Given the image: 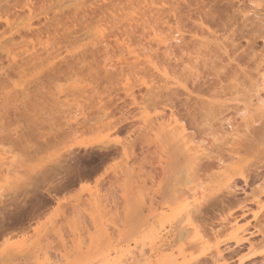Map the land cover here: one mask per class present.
<instances>
[{
	"label": "rangeland",
	"instance_id": "1",
	"mask_svg": "<svg viewBox=\"0 0 264 264\" xmlns=\"http://www.w3.org/2000/svg\"><path fill=\"white\" fill-rule=\"evenodd\" d=\"M161 1L163 0H154L153 4L151 3L152 0H83V3L86 4L82 3L78 11L80 14L74 15L73 9L76 8H74V6L72 7L73 4L70 5L71 11L66 10V12H68L65 13V15L68 18L70 17L69 20L64 16L59 17L60 15L58 13L50 14L51 17L56 16L58 20L62 19V22H67L64 27V29L68 28L69 31L66 30L67 33L77 32L76 36H72V42L70 39H66L69 40L70 43L64 40L65 45L67 44L68 46H65L66 50L64 49L62 53L60 51L61 56L58 58L59 60L57 62L60 63L59 61L65 59L66 62H64V64L69 62V64H72L73 69L77 65L81 66L82 63V66L89 65L88 69L92 68L91 71L94 75L93 73L90 75L91 72L84 67L81 69L84 68L85 70L78 73V66L75 68L77 72H73L75 69L71 71V66L69 70L74 75L67 71L69 75L67 76L68 78L65 77V80L62 78L60 81L55 80L51 83H44L46 80L42 82L46 88L45 92H49V95L46 93L48 95V97L47 95L46 97L48 98L47 100H50V105L54 107L57 103V107L55 106L54 109L51 106L49 111L51 110L52 113L54 110H59V113L61 111V118H63L62 116L64 113L67 114L64 115L66 119L63 118L64 120L61 119V121H59L58 118L56 121L53 120L52 118L54 116H51L52 118L50 119V117L45 116L47 113H44L45 115L38 114L43 115V117L40 116L43 120L44 116L48 118L47 121V118L44 120L46 125L49 121L50 124L54 122L58 124L59 122L62 126H65L71 123L69 122L70 117L68 115L70 112L73 115L76 110L78 111L80 108H83L82 110H84L85 113V107L87 106V112L85 113L86 118L89 117V119L92 120L90 124H95L99 117V111L96 110V105L100 97L106 100L103 102L107 103V100L110 101L108 96H111V98L115 97V101L113 99L111 100V104L109 102V105H106L107 108L111 106L109 108V112L111 113L112 111L113 113L111 119L114 118V120H119L122 118L124 115L123 107L127 112L130 109L134 112L133 115H136V117L134 116V120L132 119L129 123L123 124L124 128L122 132H109L106 129L103 130L104 128H94L100 130H93L92 128V131L95 132H92L91 129H87L88 132L84 130V133L82 130L80 132L81 134L76 137L78 139L74 141L47 145L43 139H41V137L38 138L39 136L37 137V135L40 134L42 136L43 133H52V131L48 129V126L50 127L52 125L48 123L47 126H42L44 122L40 123L42 120L39 119L40 117L37 114V120L36 118L35 120L39 123L41 129L36 127L38 129L36 130L37 132L35 131L37 134L36 137L30 141L31 143L29 141L28 143H24V141L18 142L14 130H17L19 136H21L20 127L22 125L14 121V125H9L6 113L9 111L8 113L12 115L15 112L13 106H18L20 108L22 103L20 109L23 108L26 101L24 94L27 93V88L29 92L35 91L36 94L35 87L38 84L35 83L36 85L34 86L33 83L35 77L38 78L40 76L37 72L38 69L34 70L32 67V70L35 72L33 73L30 66L26 68L27 70L24 69L25 71L22 73L13 75L10 78V88L8 89L12 93L9 95L11 96L10 98L5 93L0 94V186H3V189L0 191V201L2 202L0 204V264H161V262L164 261L167 264V259L169 264H171L170 258L173 257L175 259L174 263L176 264H264V257L251 258L253 252L264 249V209L253 201L254 197H260V200L264 203V194L259 195L264 187V108L260 107V100L257 98L262 97L261 99L264 101V89H261L259 94H256L258 93L257 91L249 90L250 93L246 90L247 88H252L251 83L256 81V79L253 81L252 78L258 77H255L257 72H264V40L256 39L254 47L250 50V47H248L249 44L247 46V41L242 38V36L240 38L239 35L241 33L239 34L238 31L245 21H247V25H250L254 19H256V22L261 19L264 21V7H261L264 0ZM171 1L178 5L176 4L173 6L174 4H172ZM119 2H121L122 5L121 3L119 4ZM158 10L160 11L159 14ZM150 12H155L153 15L157 20L153 17L152 13L151 15L154 19L151 17ZM130 14L131 16H129ZM75 16L79 20H77V23L72 22ZM82 16L83 18H81ZM41 18L42 23L37 21L35 24L41 27L40 29L44 28V19L43 17ZM151 20H156L154 22L156 24H154L153 21L151 23L155 25H153L154 27L152 26L155 30L150 26ZM75 24H78L77 28L74 27ZM6 27V24L1 23V41L8 39L10 34ZM5 28L8 30V33L5 32ZM178 30H182L181 34L184 35L186 39L185 42L189 44L188 47L191 49L189 50L187 44L186 48H183L185 47V42L179 44L173 41V43L176 44V46L178 45L177 47H179V45H184L181 48L186 49V53L182 50L184 52L182 54L181 48H178V50L176 46V49L173 48L168 50V43L166 45H160L157 43L156 38L153 40L154 31H156L158 36L162 37V39L170 40L172 36H179V34L176 33ZM2 31L5 33H1ZM208 31H210V34L213 33L212 36ZM60 32L63 33L62 31ZM60 32L58 37L55 36L58 39L56 40V38H54V40H52V42L54 41L53 44L58 43L59 38H61ZM175 33L176 35H174ZM29 37L31 38L32 35H28L24 41H28L27 38ZM33 37L32 39L34 41L36 37ZM160 37L158 38V42L159 39H161ZM18 38L19 37H17L16 43L20 42ZM45 38H47L46 35H44L42 39L45 41ZM208 38L210 40H207ZM217 38L218 40H216ZM60 40L63 41L62 38ZM76 40L77 42H75ZM197 40H207L209 45L211 43L210 46L207 44L209 48L206 45V48L209 50L207 49L208 51H205L204 47L207 41L205 44L202 43L204 46L201 44L202 41H200L199 44L197 43V51V45H195ZM200 44L204 47V50L202 48V50L199 49L201 47ZM216 44L225 47H216ZM233 45L236 49L233 47L235 51L233 50L232 52ZM26 46L27 45H25V47ZM25 47L18 46L13 50L18 55L21 54L20 58L25 59L27 55L24 53L27 50ZM32 47L31 45L28 49ZM24 48L25 50H23ZM223 48H226L228 51L225 49L226 52L224 53ZM37 49H40L39 53L43 55L44 51L40 46L37 47L36 50ZM187 49L192 52V49L197 51L198 54H195L198 55V58L192 52L190 55ZM210 49H213V51ZM237 50H239V52ZM153 51L157 52V56L159 57L155 56V58ZM199 51H204L205 54L209 51L212 52L211 55L214 58L210 57L215 60V64L212 62L213 59H210V61L207 60L210 58L209 56H207L208 58L206 57L207 59L204 57L207 54L204 55L200 52V55ZM171 54L175 57L174 59ZM187 54L194 57H190L191 59H189ZM1 55H3L0 56V60L4 63L3 68H6V66H9L10 62L7 60L6 55ZM167 55H171L172 58H170V62L171 64H175L173 65L175 67L177 65L178 71L187 65V69L192 67V63H195L194 61L196 59V62L199 63L193 64V66H197L198 70V66L200 67L201 64H203L204 67L207 66L205 65L206 63H203L204 60L201 62V59H199L202 55V59H206V62L209 64L211 62L212 66L217 65L220 69L222 66L227 68L221 71V73H218L220 71L215 72V70H218L219 67L212 68V66H207L208 68L206 67V69H201L203 68L201 67L200 69L202 71L200 72L202 75H200L201 77L199 79H202V76L204 77L202 80L197 79V81H200L198 84L204 85V92L200 93L194 90V86H192L194 85L192 83L193 79L190 74L188 75L191 80L189 78L187 80L191 82H188V87H186V83L184 84L186 85L184 87L187 88V90L186 88L184 90L180 86L181 80V83H183V72L179 71V73H182L181 79H179L178 76L175 77L171 71H168V75H165L162 71L163 67H161V64L157 63L158 59L167 57ZM228 55L231 57H227ZM45 56L43 55V57ZM150 56H153L151 57L153 60L150 59ZM180 57L186 61L182 60ZM229 58H235L236 60ZM150 60L157 63L160 66V70L154 69L149 63ZM188 60H190L189 64L192 62L190 65L188 64ZM159 61H162V59ZM75 63L77 64L76 66ZM237 64H239V66ZM63 66L65 65H62V68ZM230 66L232 69H234V66H241V69L235 67L232 74L233 72L236 74L238 69L242 70V72L238 70L239 72L237 75L232 77ZM164 67L167 69V65ZM122 69H124L123 73ZM193 69L196 68L192 67V69H188V71L192 72ZM183 70L185 74V69ZM109 73H116V75L119 73L120 77L118 76V78H115L117 76L111 75L115 80L112 79L113 81L109 82L111 79L109 78ZM245 73L247 74L245 75ZM220 74L222 76H220ZM225 75H228L227 77L229 79H227ZM91 76L95 78H91ZM230 77H232V79L238 78L240 81L238 82V79L232 80ZM93 79L96 80L94 81ZM177 79L178 82H176ZM219 80L222 82V84H220L221 87L218 84L220 83ZM244 81H246L248 85L243 84L245 83ZM31 82L33 84L31 86H33L34 89L30 86ZM175 82L176 84L179 83V85H176ZM194 82L196 83L195 79ZM239 83L243 85H241V88H239ZM212 86L215 88L219 86L218 88L220 89L224 87L223 90L221 89V91H223V93L221 92L222 96L217 95L220 93V90L215 89L218 91L217 92L213 90L214 87ZM244 86H247L246 89H244ZM128 87L134 88V90H131L135 93L134 95L137 97V102L140 104H143L142 102L144 100L142 98L147 95L149 96L150 92L152 96H154V93L160 95L163 93V96H165L166 93L169 94V92L175 95L177 93L179 98L177 96L175 97L173 94L172 98L176 101L174 102L176 105L173 107L172 104L167 105L166 102H163L165 97L161 96L160 99H163L158 100L160 102L158 103L157 101L156 106L152 104V106H150L152 108L150 109L148 106L149 110L147 109L148 111L146 113L144 112L145 114L142 115V109L140 110L142 106L140 105L141 107L139 106V108L137 107L138 105L132 106V97L126 95L127 91L125 92V90L128 89ZM158 87L161 90L159 89V91H157ZM242 87L244 93H250H248L249 96L239 93ZM39 88H41V86ZM188 88L190 91L193 89L197 94L189 91L190 94L194 93L192 94L193 97L191 95H189V97L186 92ZM253 89L254 88H252V90ZM24 90L26 91L25 93ZM97 91L102 96L99 95ZM5 92L8 93L9 91ZM82 92L84 95H82ZM90 92L92 94H90ZM167 94L166 97L172 96ZM15 96H17V98ZM91 96L94 97L92 101L90 100L92 98ZM230 97L232 99L235 97L240 100L233 102ZM246 97L247 100H245ZM190 98L193 100H190ZM10 100H13L17 104ZM141 100L143 101L141 102ZM189 101L190 103H188ZM203 101H209L208 105H214L215 103L216 107L214 106V108H217L215 110L216 112H214L211 117H206V119L209 118L208 120L204 119L207 115L203 113L204 110L202 111L203 115H205L203 118L200 114L201 112L199 111L198 113V107ZM211 101H213V104ZM244 101L247 107L250 105V107H248L250 109H247L246 113L248 115L240 114L236 116L235 110L238 108H242L243 110L246 105ZM46 102L48 101L45 100V103ZM65 102L67 103L65 104ZM81 102L82 105L84 104L85 106H82ZM49 103H47V105ZM183 103L191 107V110L192 107L193 109L196 108L192 111L196 112L197 110V117L200 115L201 119H203V121L205 120L204 122H206V124H201L198 129L190 126L193 132L188 134V136L190 135V138H188L189 140H185L183 141L185 143L181 142V144L178 142L179 145L177 143L175 144L178 145H176L177 149L186 148L187 151L184 154L190 152L192 156L191 159L194 158L193 153L195 151L193 150L192 152L188 150H191L193 146L198 147L201 144L203 149H207L205 150V155H211L207 158L205 157L204 160L207 159L205 161L200 159L199 161H202V165L199 167L198 165L201 164V162L199 163L198 160L195 161L198 162V165L193 164L194 166H191L192 163H187L190 161V158L186 159V161L183 159L189 155V153H187L186 156L183 154V156L181 155L183 153L181 150V159L177 158V154L173 153L176 152V149L173 151L174 145L171 146L169 144H174V141L173 143L172 141L169 143L167 139H165L167 135H165V132L167 133L170 127H168V129L166 128V131H164V129V132H161L163 127L160 128V125H162V123L164 124L166 119L168 120H166L167 123H172V119H170V114L172 113L169 108H173L175 114L181 115L185 112L183 110L185 109ZM77 104L82 107H78ZM92 104L94 107H91ZM116 104L119 106L118 108L122 107L121 110L116 108ZM123 104L126 105L127 108ZM60 105H63L64 112ZM113 105H115V107ZM157 105L159 106L157 107ZM40 107L41 106L38 107L39 110L37 109V111H42L41 113H43ZM46 107L50 108L49 106ZM212 107L213 106H209L205 112L207 113ZM114 108H116V110H114ZM240 109H238L237 112ZM244 109H246V107ZM19 111L21 112V110ZM210 111L211 110L208 112L210 113ZM58 112L57 116L59 114ZM49 113L50 112L47 114L48 116H50ZM55 113L56 111L54 114ZM60 114L58 116L59 118ZM35 115L36 114H34V116ZM208 115H211V113ZM214 115L216 116L214 117ZM158 118L160 121L163 119V121L160 122ZM225 119H230L232 121V123L230 121V125L227 127L233 124L232 126H235L234 128L232 127V129L237 130L232 132L231 127V130H229V128L225 126L227 129L226 132L231 134V137L234 135L233 138L229 139H234L236 136L241 145L239 144L236 146L238 143H235V145L233 144L237 139H234V141L231 140V142L228 141V143L225 142L224 144L223 142L227 140L221 142V140L213 137V131L218 128L217 124L221 123L220 120L222 121ZM39 120L41 121L39 122ZM155 120L157 122H155ZM178 124L179 122L175 124L176 127ZM61 125H57V127H61ZM158 125V128L161 130L160 132L157 128ZM167 125L168 124L165 122V126ZM175 125L172 123L171 127H175ZM94 126H97V124ZM178 128H180V124ZM50 129L52 128L50 127ZM52 130L53 133L59 132L57 128ZM237 132L239 136H241L240 138L238 134H234ZM9 133L12 134V141L5 139ZM24 138L26 139V136ZM240 140L243 142L241 143ZM97 141H106L105 146L107 144L112 146L111 151L103 150L105 146L102 149L98 147L96 144ZM191 141L193 143L188 144L191 143ZM251 141L253 144L256 141V145H251ZM77 143H87L92 146L89 147V149H73L71 146ZM185 144L193 146L188 149L189 147ZM122 145L123 148L132 151H126L128 154L126 155L125 152L124 154ZM233 148L234 150L236 149L235 152H237L238 149V154H240L239 157H237L238 154L235 156L236 153H233L234 150L231 151ZM69 149L74 150V154L68 155L67 151H69ZM232 155L236 157L235 162H241V166L238 164L240 167L234 172L236 176L232 172L234 170L228 171L225 169L228 167L231 168L232 165H234V160L231 161L232 159H230ZM215 158L225 160L222 170L219 168L217 164L218 160ZM239 158L240 161H238ZM62 160L65 163L80 160H90L95 161V163L89 175L83 180L61 182L60 173L62 171V165L60 166L59 162ZM211 162L212 165L214 163L215 168L209 166ZM241 167L243 169H241ZM222 173H226V176L223 177ZM239 173H244V175L248 177L246 184L240 179L241 175ZM215 174L216 176L218 175V178H216ZM228 174L233 175L230 176ZM221 178L225 181L221 182ZM219 183L224 185H220ZM227 183L228 186L231 185L233 189L228 190L227 186H225ZM218 187L220 188L218 189ZM194 191H196V193ZM177 192H179L180 195H177V198H179L175 200L176 195L174 196V193ZM153 197H156V205H154L156 206L155 213H152L150 208V205H152L151 199ZM246 208L248 212H245ZM196 209H199L200 213L201 210H203V213L204 211L206 213H202V215L199 214V216L197 214L196 216L195 213L198 212ZM150 211L152 214H155L154 217L150 215ZM178 213H180L181 219L176 221L175 215ZM192 214L195 215L193 216ZM203 215H208L209 219ZM230 221L235 222L231 224L232 222ZM151 224L157 226L158 231H161L160 235L162 238L161 244L156 242V250L153 251L154 253L152 252V240L149 237L150 227H152ZM178 226L185 229L187 232L184 240L177 238L175 235V230ZM215 232L216 235H214ZM243 237L250 238L253 242V246L249 244L236 246V239H242ZM162 243L163 247L161 246ZM217 248H219L218 250H220L221 254L223 253L221 255L223 257L219 256L220 258H216L214 256L216 254H212L215 253ZM162 259L165 260L163 261ZM214 259H216V261ZM200 261L201 263H199Z\"/></svg>",
	"mask_w": 264,
	"mask_h": 264
},
{
	"label": "bare ground",
	"instance_id": "2",
	"mask_svg": "<svg viewBox=\"0 0 264 264\" xmlns=\"http://www.w3.org/2000/svg\"><path fill=\"white\" fill-rule=\"evenodd\" d=\"M120 1H122V0H120ZM154 0H152V2L151 3H153L154 4V2H153ZM164 1V0H163ZM163 1H161V2H163ZM166 1H168V0H166ZM186 1V0H185ZM184 1V2H185ZM82 3H83V0H0V25H1V23H4V24H6V28H8V30L5 28V32H10V34H9V36H8V39H6L5 41L4 40H2L1 41V37H0V56H3V55H1V54H4V56L6 55V58H7V60H9V62H10V64H9V66L7 67L6 66V68H3L4 66V63H2V61L0 60V94H3V93H5L7 96H9L10 94H12L11 92H10V90H8L9 88H10V78L13 76V75H17V74H19V73H22L23 71H25L24 69H26L27 67L29 68L30 66H31V70H32V67H33V69L35 70V69H38L37 70V72L40 74V76L38 77V78H36L35 77V81H34V86L36 85L35 83H37L38 85H39V87L41 86V88H39L38 87V85L36 86V87H38V88H36L35 87V90H36V94H35V91H30L29 92V89L27 88L26 90H28L27 91V93H25L26 91L24 90V97H25V99H26V101H25V104L23 105V108L22 109H20L21 107H22V104H21V102H20V108L18 107V106H13V107H11V108H13L14 109V116H13V114L11 115L10 113H6V115H7V122H8V124L9 125H14V123H13V121L15 122V123H17V124H21L22 126L20 127V129H21V136H19V134H18V132H17V130H14L15 131V135H17V137H16V140H18V142L19 141H24V143L26 142V143H28V141L30 142V141H32L33 140V138L34 137H36V130H38L36 127H38V128H40V126H39V123H37V116L39 115L38 113H40V114H43V115H45L46 113L48 114V112H50L49 113V115L50 116H48L47 114L45 115V116H47V117H50V119L52 118L51 116H54L52 119L53 120H55L56 121V119L58 118V120L59 121H61V119H66V116H64V115H66L67 113H64L63 114V118H61V111H60V113L58 112L59 110H54V112L56 111V116H55V114H54V112L52 113V111L50 110L49 111V109H51V106L53 107V105H50L51 103H49V101L50 100H47L48 98V95H49V92L47 93V92H45V85H44V83H46V82H48V83H51V82H54L55 80L57 81V80H62V78H64V80L66 79V78H68L67 76L69 75V73L67 72V71H69L70 72V74H72V75H74L73 73H71V71H72V69H73V66H72V64H69V62H67V64H69V65H67L66 63L64 64V62H66V60L64 59H62V61H59L60 63H58L57 61L59 60L58 58L61 56V53H62V51L68 46L67 44V46L65 45V42H64V40H66V39H70V41H71V39H72V36H76V33L77 32H66V30L67 31H69L68 30V28L66 29H64V27L66 26V24L65 23H67L66 21H61L60 19L58 20V18L56 17V16H53V17H51L50 16V14H52V13H58L60 16L59 17H62V16H64V17H66L67 18V20H69V18L65 15V13H67L66 12V10H70V5L71 4H73L72 5V7L74 6V8H76V9H73L74 10V15L76 14V15H78V11H79V9H80V7L82 6ZM121 2H119V4H120ZM169 3V2H168ZM171 3H172V1H171ZM83 4H86V3H83ZM111 4H112V2H111ZM172 4H174V3H172ZM177 3H175L173 6H175ZM121 5H122V3H121ZM178 5V4H177ZM89 6V5H88ZM112 6V5H111ZM124 6H126V5H124ZM93 8V7H92ZM98 8V7H97ZM96 8V9H97ZM107 8V7H106ZM72 9V8H71ZM90 9V8H89ZM103 9V8H102ZM71 11V10H70ZM151 11V10H150ZM76 12V13H75ZM113 12V11H112ZM152 12H153V10H152ZM152 12H150V15H151V13ZM159 10H158V14H159ZM82 13V12H81ZM80 14V13H79ZM114 14V13H113ZM113 14H112V16H113ZM153 14H155V12L154 13H152V15ZM115 15H116V13H115ZM152 15H151V17H152ZM156 15H157V13H156ZM206 15H208V14H206ZM129 16H131V14L129 15ZM128 16V17H129ZM146 16V15H145ZM41 17H43V19H44V24H43V27L44 28H42V29H40L41 27H38V26H36L35 24H36V22L37 21H39V23H42V18ZM54 17H56V18H54ZM79 17V16H78ZM116 17V16H115ZM118 17V16H117ZM150 17V18H151ZM153 17H155L154 15H153ZM152 17V18H153ZM77 17L75 16V19L72 21L73 23H77L79 20H78V18L76 19ZM80 18V17H79ZM81 18H83V16L81 17ZM109 18V17H108ZM113 18V17H112ZM125 18V17H124ZM145 18V17H144ZM151 18V19H152ZM101 19H102V16H101ZM119 19V18H118ZM154 19V18H153ZM155 19H156V17H155ZM78 20V21H77ZM157 20V19H156ZM155 20V21H156ZM71 21V20H70ZM82 21V20H81ZM113 21H114V19H113ZM116 21V20H115ZM124 21V20H123ZM146 21V20H145ZM152 21L153 20H151V22H150V26L152 27L154 24H156V23H154L155 21H153V25L151 24L152 23ZM118 22V21H117ZM246 22L247 21H245V23L242 25V27L238 30L239 31V36H240V38H241V36H242V38H244L246 41H247V46H248V44H249V46L248 47H250V50H252L251 48H253L254 47V45H255V43H256V39H262V40H264V21H263V19H261V20H259L258 22H256V19H254V20H252V22H251V24L250 25H247L246 24ZM83 23V22H82ZM102 23V22H101ZM112 23V22H111ZM147 23V22H146ZM81 24V23H80ZM41 25V24H40ZM99 25V24H98ZM115 25V24H114ZM222 25V24H221ZM2 26H3V24H2ZM1 26V27H2ZM77 26H78V24H75L74 25V27L75 28H77ZM89 26H90V24H89ZM130 26V25H129ZM155 26V25H154ZM153 26V27H154ZM223 26H224V24H223ZM254 26V27H253ZM152 27V28H153ZM222 27V26H221ZM92 28V27H91ZM93 28H94V26H93ZM144 28V27H143ZM201 28L203 29V27L201 26ZM223 28V27H222ZM250 28V29H249ZM1 29V28H0ZM151 29V28H150ZM154 30H155V28H153ZM153 29H152V31H153ZM204 30V29H203ZM202 30V31H203ZM60 31H62L63 33H61ZM158 31V30H157ZM182 31V30H181ZM181 31L180 30H178L176 33L177 34H179V36L177 37V36H172L171 38H170V40L169 39H162V37H160V36H158V34H157V32L156 31H154V38H153V40H155V38H156V40H157V43H159L160 45H166L167 43L169 44V46H168V50H171V49H173V48H175V46H176V44H174L173 43V41L174 42H177V43H184L185 42V38H184V35L183 34H181ZM4 31H2L1 33H3ZM4 32V33H5ZM7 32V33H8ZM59 32H60V37L63 39V41L62 40H60L61 38H59V40H58V43H56V44H53L54 43V41L52 42V40H54V38H56V40L58 39L57 37H58V35H59ZM209 32V34H210V31H208ZM3 33V34H4ZM81 33V32H80ZM176 33L174 34V35H176ZM246 33V34H245ZM42 34H44V35H46V37L47 38H45L46 40L44 41L42 38H43V36L44 35H42ZM126 34V33H125ZM213 34V33H212ZM212 34H210L211 36H212ZM7 35V34H6ZM28 35H32V37L33 38H35L36 37V39H34V41H33V39H32V37L30 38H27L28 39V41H24L25 40V38L28 36ZM42 37H41V36ZM82 35V34H81ZM1 36V35H0ZM3 36V35H2ZM26 36V37H25ZM41 37V41L39 40V38ZM55 36H57V37H55ZM71 36V37H70ZM17 37H19L18 39H19V43H16V41H17ZM67 37H69V38H67ZM161 38V39H159V42H158V38ZM214 37V36H213ZM75 38V37H74ZM78 38H79V36H78ZM87 38V37H86ZM5 39V38H4ZM21 39V40H20ZM83 39V38H82ZM211 39H215V38H211ZM35 40H36V42H35ZM51 40V41H50ZM74 40V39H73ZM118 40V39H117ZM123 40V39H122ZM207 40H210L209 38L207 39ZM207 40H200V41H202L201 42V44L203 43V44H205V42L207 41ZM216 40H218V38L216 39ZM216 40H214V41H216ZM24 41V42H23ZM60 41V42H59ZM66 41H69V40H66ZM70 41H69V43H70ZM79 41V40H78ZM181 41V42H180ZM200 41H198L197 40V42H195V45H197V43L199 44L200 43ZM56 42V41H55ZM72 42V41H71ZM75 42H77V40L75 41ZM74 42V43H75ZM171 42V43H170ZM210 42V41H209ZM30 44V46H29V44ZM68 43V44H69ZM81 43V42H80ZM83 43V42H82ZM233 43H234V41H233ZM254 43V44H253ZM186 44H187V47L189 46V44L188 43H184V45H185V47H183L184 45H179V47H177L176 46V48L178 49V48H181V47H183V48H186ZM200 44V50H204V47H205V51L209 48V46L211 45V43H210V45L208 44V41H207V43L205 44V46L204 47H202V45ZM209 46H208V45ZM25 45H27L26 47H25ZM31 45L33 46L31 49H28V47H31ZM38 45V46H37ZM77 45V44H76ZM75 45V46H76ZM86 45V44H85ZM128 45V44H127ZM195 45H194V47H195ZM206 45L208 46V48H206ZM18 46H24L25 48H27V50L24 52L25 53V55H26V57H25V59H23V58H20L21 57V54H17L16 52H14V48H16V47H18ZM40 46V48L44 51L43 52V55L45 56V54H46V56L45 57H43V55H42V53H39L40 51V49H37L36 50V48L37 47H39ZM66 46V47H65ZM80 46V45H79ZM123 46V45H122ZM216 47L218 46V47H225V46H221L220 44H216L215 45ZM130 47V46H129ZM167 47V46H166ZM193 47V48H194ZM215 47V48H216ZM234 47V45L232 46V52H233V50L235 51V49L233 48ZM25 48L23 49V50H25ZM74 48V47H73ZM175 48V49H176ZM189 48V47H188ZM202 48V49H201ZM227 48H228V46H227ZM128 49V48H127ZM151 49V48H150ZM191 48H189V50H190ZM198 49V45L196 46V50ZM225 49L226 48H223V51H224V53L226 52L225 51ZM66 50V49H65ZM71 50V49H70ZM76 50V49H75ZM79 50V49H78ZM153 50V49H152ZM167 50V51H168ZM179 50V49H178ZM181 51L183 50L184 52H185V50L186 49H180ZM188 49H187V52H189V54L191 55V52L192 51H189ZM193 50V52L192 53H197L198 54V50L197 51H195L194 49H192ZM209 50V49H208ZM207 50V51H208ZM211 51H213V49H210ZM220 50H221V48H220ZM227 50V49H226ZM60 51H61V53H60ZM77 51V50H76ZM180 51V52H181ZM182 51V54L184 53ZM228 51V50H227ZM238 52H239V50H237ZM166 52V51H165ZM202 53V54H204V55H206V56H204L205 58L207 57V56H211V57H213L212 55H211V53L212 52H208V53H206L205 54V52L203 51H199V53ZM238 52H236V53H238ZM45 53V54H44ZM153 53L155 54L154 55V57L155 56H157L158 54H157V52H155V51H153ZM167 53V52H166ZM165 53V54H166ZM186 53V52H185ZM201 53H200V55H201ZM246 53V52H245ZM173 54H174V52H173ZM189 54H187L189 57V59H191L190 57H194V56H190ZM197 54H195L196 55V57L198 56ZM210 54V55H209ZM235 54V53H234ZM234 54H232V55H234ZM153 55V54H152ZM172 55V54H171ZM171 55H167V57H161V59H162V61H159V60H161V59H158V61L160 62H158L157 61V63L158 64H161V67H163V72H164V74L165 75H168V71H171V72H173L172 74H174V76L176 77V76H178V78L179 79H181L182 77V73H179V71L180 72H183V77L184 78H182L183 79V83H181V81H180V86H181V88H183L184 90H185V88L186 87H188V82L191 80L190 79V76L188 75V74H190L192 77V79H193V84L194 85H192V86H194V90L195 91H197V92H200V93H202V92H204L203 91V87H204V85H202V84H198L200 81H197V79L198 80H202L203 79V77L204 76H202V79H199L201 76L200 75H202L201 74V72L200 71H202L201 69H206V67L207 66H212L211 64V62H210V64L208 63V62H206L207 60L208 61H210V59H213V58H206V59H202L203 58V55L202 56H200L201 58H199V59H201V62L204 60V64L205 65H207V66H205L204 67V65L203 64H199L200 65V67L198 66V68H199V70L197 69V66L195 67V66H193V64H196V63H199V62H196L197 61V59L194 61L195 63H192V67L193 68H196V69H193L192 70V72L190 71H188V69H192V67H189L188 69L186 68L187 66H185L183 69H185V74H184V70L183 69H181V70H179L178 71V69H177V65H176V67L175 66H173V65H175V64H171V62H170V58H172L173 57V55H172V57H171ZM193 55V54H192ZM249 55V54H248ZM252 55V54H251ZM250 55V56H251ZM163 56V55H162ZM165 56V55H164ZM252 56H254V55H252ZM83 57V56H82ZM151 57H153V56H150V59H152ZM157 57H159V56H157ZM195 57V58H196ZM227 57H231V56H227ZM156 58V57H155ZM165 58H166V61H168V62H166L165 61ZM175 57H173V59H174ZM182 60H184L182 57H180ZM179 58V59H180ZM187 58V59H188ZM198 58V57H197ZM20 59V60H19ZM75 59V58H74ZM164 59V60H163ZM229 59H232V58H229ZM153 60V59H152ZM152 60H150L149 61V63L152 65V67L154 68V69H156V70H160V66L157 64V63H155L154 61H152ZM192 60H193V58H192ZM191 60V61H192ZM232 60H236L235 58L234 59H232ZM264 60V59H263ZM78 61V60H77ZM184 61H186V60H184ZM215 60L213 59L212 60V62L215 64V62H214ZM231 61V60H230ZM61 62H63V63H61ZM82 62V61H81ZM81 62H79V63H81ZM83 62H85V61H83ZM189 62H190V60H188V64H189ZM190 63V64H191ZM209 65H208V64ZM61 64V65H60ZM87 64V63H86ZM167 65V69H165L166 67H164V66H166ZM183 64H186V63H183ZM189 64V65H190ZM229 64H231V63H229ZM60 67H59V66ZM62 65H65V66H63V68H62ZM67 65V66H66ZM74 65V64H73ZM77 64L75 63V66H76ZM82 65H83V63H82ZM80 66V68H79V66L77 67L78 68V73H81V72H83L82 70H85V69H87V70H89V72H91L90 73V75H92V71H91V69L89 68L88 69V66L86 67V66ZM203 65V66H202ZM233 65V64H232ZM231 65V66H232ZM236 65V64H235ZM238 66H239V64H237ZM72 66V67H71ZM231 66H230V69H231V71H230V73L232 74V71H234V69H235V67L236 66H234V69H232L233 68V66H232V68H231ZM237 66V67H238ZM67 69H66V68ZM71 67V68H70ZM75 67V68H76ZM82 67H84L83 69H81ZM91 67V66H90ZM201 67H203V68H201ZM214 67H216V68H218L217 67V65L216 66H212V68H214ZM224 66H222L221 67V69H220V67H219V69L218 70H215V72L216 71H220V72H218V73H221V71H224L226 68L224 67ZM236 67V68H237ZM241 67V66H240ZM240 67H238V68H240ZM69 68L71 69V71L69 70ZM74 68V69H75ZM114 68V67H113ZM117 68V67H116ZM115 68V69H116ZM201 68V69H200ZM208 68V67H207ZM223 68V69H222ZM73 69V70H74ZM81 69V70H80ZM94 69V68H93ZM114 69V70H115ZM169 69V70H168ZM176 69H177V71H176ZM186 69H187V71H186ZM241 69V68H240ZM240 69H238L239 71H241L242 72V70H240ZM27 70V69H26ZM30 70V69H29ZM30 70V71H31ZM41 70V71H40ZM80 70V71H79ZM123 70L124 69H122V73H123ZM194 70H196V71H194ZM236 71L237 73L239 72V71ZM256 70H257V68H256ZM258 71V70H257ZM256 71V72H257ZM32 72L33 73H35L33 70H32ZM73 72H77V70L75 69V71H73ZM115 72H117V71H115ZM121 72V71H120ZM125 72V71H124ZM189 72V73H188ZM114 73V72H113ZM122 73H121V75H122ZM187 73V74H186ZM198 73H200V74H198ZM203 73V72H202ZM235 72H233V76L232 77H235V75H237V73L236 74H234ZM88 74V73H87ZM110 74V77L109 78H111L110 79V81L109 82H112L113 80H115V78H118V76L120 75L119 73H117V75H116V73L115 74H112V73H109ZM108 74V75H109ZM176 74V75H175ZM180 74V75H179ZM224 74H226V73H224ZM228 74V73H227ZM247 73H245V75H246ZM256 74V73H255ZM89 75V74H88ZM90 75H89V77H90ZM93 75H94V73H93ZM111 75H114V76H117V77H111ZM187 76V78H186V76ZM217 75H219V74H217ZM244 75V76H245ZM71 76V75H70ZM95 76H96V72H95ZM220 76H222L221 74H220ZM226 76V75H225ZM228 76V75H227ZM226 76V77H227ZM240 76V75H239ZM243 76V75H242ZM252 76V75H251ZM258 76V77H257ZM66 77V78H65ZM93 76H91V78H92ZM120 77V76H119ZM181 77V78H180ZM225 77V78H226ZM232 77H230L231 79H232ZM246 77V76H245ZM253 77V76H252ZM251 77V78H252ZM255 77H257V78H252V80L254 81V79H256V81L255 82H252V83H254V84H252L251 83V86H252V88H254L253 90H252V88H250V89H246V87L247 86H244L245 88L244 89H246V90H251V91H257L258 93H256V94H259V92L261 91V89L263 90L264 89V72H261V71H258L257 72V74H256V76ZM72 78V77H71ZM93 78H95V77H93ZM186 78V79H185ZM190 79V80H187V79ZM241 78V77H240ZM70 79V78H69ZM87 79V78H86ZM97 79V78H96ZM95 79V80H96ZM113 79V80H112ZM194 79L196 80V83L194 82ZM205 79V78H204ZM223 79V78H222ZM221 79V80H222ZM227 79H229L228 77H227ZM234 79V78H233ZM232 79V80H233ZM238 78H236V79H234V80H237ZM249 79V78H248ZM46 80V81H45ZM94 80V79H93ZM94 80V81H95ZM187 80V81H186ZM32 81V82H33ZM45 81V82H44ZM99 81V80H98ZM238 82L240 81L239 79L237 80ZM32 82H31V84H30V86L31 85H33L32 84ZM39 82V83H38ZM42 82H44V83H42ZM176 82H178V79H177V81ZM176 82H175V84H176ZM191 82V81H190ZM219 82L220 83H218L219 84V86L221 87V85L220 84H222V82L219 80ZM245 83H243V84H246V85H248L247 83H246V81H244ZM186 83V85H184ZM191 83V84H192ZM242 83V82H241ZM53 84V83H52ZM178 85H179V83H177ZM176 84V85H177ZM183 84V85H182ZM29 85V84H28ZM49 85V84H48ZM51 85V84H50ZM239 85V88H241V85H240V83L238 84ZM238 85H237V87H238ZM184 86H186V87H184ZM218 86V87H219ZM243 86V85H242ZM32 88H33V86H31ZM161 88H163L162 86H160ZM212 87H214V86H212ZM217 87V86H216ZM215 88L214 87V89L213 90H215V89H217V90H220V93L222 92L223 93V91H221V89L223 90V88ZM125 88V87H124ZM129 88L130 87H128V89H126L125 90V92L127 91V94L126 95H128V97H132V101H133V104H132V106L133 105H138L137 107L139 108V106L141 107L140 108V110L142 109V111L141 112H143V114L142 115H144L150 108H152V107H150V106H152V104H154L155 106H156V102L158 101V100H162V99H160V97L161 96H163V93H161V95L160 94H155L154 93V96H152V95H150L151 94V92L149 93V96L147 97H143L142 99L144 100H141V102L143 103V104H140L139 102H137V97L134 95L135 93L134 92H132V90H134V88H130V90H129ZM235 88H236V86H235ZM34 89V88H33ZM132 89V90H131ZM159 87L157 88V91H159ZM164 89V88H163ZM209 89H210V87H209ZM259 89V90H258ZM128 90H129V93H128ZM150 90H152V89H150ZM161 90V89H160ZM186 90H187V88H186ZM217 90H215V91H217ZM240 90V89H239ZM238 90V91H239ZM5 91H9L8 93H6ZM85 91V90H84ZM87 91V90H86ZM163 91V90H162ZM190 90H189V88H188V91H186L187 93H188V96L189 95H191L192 96V94H194V93H192V94H190V92L192 91V92H195V91H193V89L189 92ZM245 91V90H244ZM17 92V91H16ZM16 92H15V94H16ZM33 92H34V94H33ZM149 92V91H148ZM218 92V91H217ZM243 92V87H242V90H241V92H239V93H241L242 95L243 94H245V96H247L248 95V93L250 92H246V93H242ZM48 95H47V94ZM97 93H99L98 91H97ZM172 93V92H171ZM170 92H169V94H167V95H172L171 97L169 96V97H166V94H165V96H163V97H165L164 99H163V102H166V104L167 105H169V104H172L173 105V107L176 105V104H174V102H176L175 101V99L174 98H172L173 97V94H171ZM176 93V92H175ZM196 93V92H195ZM217 94V95H221L222 96V93L221 94ZM238 93V92H237ZM251 93V92H250ZM249 93V94H250ZM18 94V93H17ZM23 94V93H22ZM30 94V95H29ZM81 94V93H80ZM79 94V95H80ZM89 94V93H88ZM90 94H92L91 92H90ZM94 94V93H93ZM148 94V93H147ZM197 94V93H196ZM234 94H236V93H234ZM26 95V96H25ZM46 95H47V97H46ZM82 95H84V93L82 92ZM87 95V94H86ZM98 95V94H97ZM99 95H101L100 93H99ZM175 95V94H174ZM199 95V94H198ZM201 95V94H200ZM238 95H240V94H238ZM102 96V95H101ZM178 97V94L176 93V95H175V97ZM241 96V95H240ZM244 96V97H245ZM249 96V95H248ZM257 96H259V95H257ZM261 96V95H260ZM11 96H9V98H10ZM16 98H17V96H15ZM23 97V98H24ZM92 97V96H91ZM90 97V98H91ZM109 97V99H110V101H108L107 100V103L106 102H103V101H106V100H103L101 97H100V99H99V101H98V104L96 105V110L97 111H99L98 113V119H97V122H95V124H90V123H92L91 121L92 120H90L89 119V117L88 118H86V107H85V113H84V110H82L81 108L77 111L76 110V112L72 115V113L70 112V114H68L69 115V122H71V123H68V124H66L65 126H62L59 122H58V124H56L55 122L52 124H50L49 123V121L47 122V125H48V123H49V125H52V126H50L52 129H55V128H57V130L59 131V132H56V133H53V130L52 129H50V127L48 126V129L49 130H51L52 131V133H50V132H47V134H44L43 133V135L41 136L40 134L39 135H37V137L38 138H40L41 137V139H43V141L47 144V145H52V144H54V143H56V144H58V143H65V142H69V141H74L75 139H78V138H76L77 137V135H79V134H81L80 132L83 130V132H84V130L85 131H87L88 132V130L87 129H91V131H92V128H93V130H100L101 128L103 129V130H108L109 132H118V133H120V131L122 132L123 131V128H124V123L126 124V123H129L130 121H132V119L134 120V118L136 117V115H133L134 114V112H132V110H128V112H127V110H124V107H123V111L125 112H123V116H122V118H120L119 120H114V118L113 119H111V117H112V115H113V113H112V111H111V113L109 112L110 110H109V108L111 107H109L108 106V108H107V104L109 105V102H110V104H111V100H113L115 97H112L111 98V96H108ZM190 97V96H189ZM188 97V98H189ZM193 97V96H192ZM218 97H220V96H218ZM232 97V96H231ZM230 97V99H232ZM241 97H243V96H241ZM16 98H15V100H16ZM77 98H78V96H77ZM89 98V99H90ZM94 97H92L90 100L92 101V99H93ZM97 98V97H96ZM145 98V99H144ZM179 98V97H178ZM221 98V97H220ZM219 98V99H220ZM235 97H233V102H235L236 100L238 101V100H240V99H237V98H235ZM257 98H259V104H261L260 105V107H262V108H264V101H262L263 99H261L260 97H257ZM24 99V100H25ZM28 99V100H27ZM80 99H81V97H80ZM108 99V98H107ZM121 99V98H120ZM18 100V99H17ZM45 100L46 101H48V102H46L45 103ZM89 100V101H90ZM96 100V99H95ZM179 100V99H178ZM189 100V99H188ZM190 100H193V99H191L190 98ZM244 100V99H243ZM245 100H247V97L245 98ZM11 102H14L13 100H10ZM79 101V100H78ZM81 101H83V100H81ZM84 101H85V99H84ZM88 101V102H89ZM91 101H90V103H91ZM114 101H115V99H114ZM114 101H113V103H114ZM121 101V100H120ZM230 101V100H229ZM22 102H24V101H22ZM62 102V101H61ZM77 102V101H76ZM86 102H87V100H86ZM86 102H84V103H86ZM160 101H158V103H159ZM187 102V101H186ZM204 102V101H203ZM202 102V103H203ZM209 102V101H208ZM208 102H204L203 104L201 103V105H199V107H201V108H199L198 107V113H199V111L201 112L200 114H201V116H202V118L205 116V118L204 119H206V117H211L212 116V114L214 113V112H216L215 110L217 109V108H214V106H215V103H214V105H208ZM251 102V101H250ZM15 103V102H14ZM41 103V104H40ZM47 103H49L48 105H47ZM64 103V102H63ZM67 102H65V104H66ZM78 103V102H77ZM93 103V102H92ZM101 103H106V104H101ZM161 103H162V101H161ZM188 103H190V101L188 102ZM205 103H207V104H205ZM211 103L213 104V101H211ZM210 103V104H211ZM244 103H245V101H244ZM252 103V102H251ZM15 104H17V103H15ZM57 104V103H56ZM54 105V109H55V106L57 107V105ZM69 104V103H68ZM80 104V103H79ZM79 104H77V106L79 105ZM94 104V103H93ZM91 105V107H94V105ZM115 104V103H114ZM124 104H125V102H124ZM123 104V105H124ZM145 104V105H144ZM246 104V103H245ZM258 104V105H259ZM13 105V104H12ZM45 105V106H44ZM81 105H82V102H81ZM80 105V106H81ZM84 105V104H83ZM82 105V106H83ZM162 105V104H161ZM166 105V106H167ZM208 105V106H207ZM11 106V105H10ZM39 106H41V107H43V108H41L40 107V110H43V113H41L42 111H37V109L39 110ZM46 106H49L50 108H48V107H46ZM62 108V111L64 112V109H63V105H60ZM66 106V105H65ZM76 106V107H77ZM80 106H78V107H80ZM81 106V107H82ZM85 106V105H84ZM114 107H115V105H113ZM125 107H126V105H124ZM134 106V107H135ZM148 106H149V109H148ZM159 105H157V107H158ZM185 106V107H184ZM207 106V107H206ZM209 106H213L212 108H210L209 110H211L210 111V113H211V115H208V114H210L208 111H207V113L205 112L207 109H208V107ZM68 107H70V106H68ZM98 107V108H97ZM119 106L116 104V108L117 109H120L121 110V108H118ZM154 107V106H153ZM156 107V108H157ZM172 107V106H171ZM183 107L185 108V109H183L185 112H183L180 116L178 115V114H175V111H173V108H169L170 110H171V113L172 114H170V119H172V123L175 125V124H177V122H179V124H180V128H178V125H177V127H176V125H175V127H171L172 126V123H167V121L165 120V122H166V124H168L167 126H165V122H164V124L162 123V125H160V128H162V131L158 128L159 127V125L157 126V128H158V130H159V132L161 131V132H164V131H166L167 129H168V127H170L169 128V131H167V133L165 132V139H167V142H171L172 141V143H173V141H174V144H169V145H171V146H173L174 145V147H173V151H175V149H176V152H173L174 154H177V158H179V159H181V156H180V153H182L181 155H183L186 151H187V149L186 148H182V149H180V148H176V145L178 144V142H179V144H181V142H183V141H185V140H189L188 138H190L189 136H188V134L190 133V132H193V130H191L192 128L191 127H193V128H197L198 129V127H200V125L201 124H206V122H204L203 121V119H201V116L199 115V117H197V110H196V112H194V111H192V110H194V109H196V108H194L193 109V107H192V110L190 109L191 107H188L187 106V104L185 103V105H184V103H183ZM205 109H204V108ZM216 107V106H215ZM219 107V106H218ZM246 107V109H244ZM248 107H250V105L248 106ZM247 107V104L244 106V108H243V110H242V108L240 109V108H238V109H240L238 112H237V110H235L236 111V116L237 115H248V114H246L247 113V109L249 110L250 108H248ZM10 108V109H11ZM116 108H114V110H116ZM127 108V107H126ZM155 108V107H154ZM214 108V109H213ZM58 109V108H57ZM60 109V108H59ZM60 109V110H61ZM91 109V108H90ZM94 109V108H93ZM148 109V110H147ZM200 109V110H199ZM236 109V108H235ZM19 110H21V112L19 111ZM44 110H45V112H44ZM47 110V111H46ZM71 110V109H70ZM74 110V109H73ZM204 110V111H203ZM75 111V110H74ZM91 111H92V109H91ZM97 111H95V112H97ZM202 111H203V113L205 114V115H203V113H202ZM251 111V110H250ZM57 112L60 114V118L58 117L59 116V114H58V116H57ZM73 112V111H72ZM145 112V113H144ZM218 112V111H217ZM45 113V114H44ZM89 113V112H88ZM94 113V112H93ZM248 113H249V111H248ZM19 114V115H18ZM34 114H36L35 116H34ZM38 114V115H37ZM141 114V113H140ZM139 114V115H140ZM216 114V113H215ZM43 115H39V117L41 116V117H43ZM72 115V116H71ZM92 115V114H91ZM129 115V116H128ZM131 115V116H130ZM13 116V117H12ZM19 116V117H18ZM44 116V120L47 118V117H45ZM93 116H95V115H93ZM135 116V117H134ZM216 115H214V117H215ZM38 117V118H39ZM39 118V119H41L42 120V122H40L41 120H39V122L40 123H43V124H45V125H43L42 124V126H47L46 125V122L42 119V118ZM96 117V116H95ZM147 117V116H146ZM35 118H36V120H35ZM97 118V117H96ZM95 118V119H96ZM163 118V117H162ZM166 118V117H165ZM49 119V120H50ZM63 119V120H64ZM68 119V118H67ZM159 119V118H158ZM181 119V120H180ZM201 120V122H200V120ZM209 118H207L206 120H208ZM243 119H246V118H243ZM48 120V118L46 119V121ZM93 120H94V118H93ZM156 120H157V118H156ZM155 120V122H157ZM162 121H163V119H161ZM159 121H160V119H159ZM158 121V122H159ZM162 121H160V122H162ZM170 121V120H169ZM230 119H225V120H220V124L218 123L217 124V126H218V128L216 129V130H214L213 131V133H214V138L215 139H218V140H221V142H223V140H227V141H224L223 143L225 144V142L226 143H228V141L229 142H231V140H233L234 141V139L237 141H234L233 142V144L235 145V143H238L236 146H238L240 143H239V140H238V137H236L235 136V138L234 139H229V138H233L234 137V135H232V137L230 136L231 134H228V132H226L227 131V129H226V127L228 126V125H230ZM94 122V121H93ZM146 122V121H145ZM150 122V121H149ZM148 122V123H149ZM154 122V123H155ZM226 122H227V124H226ZM257 122V121H256ZM36 123H37V125H36ZM231 123H232V121H231ZM97 124V126H94V125H96ZM158 124H160V123H158ZM57 125L59 126V125H61V127H57ZM233 124H231V129H232V127L234 128V126H232ZM56 126V127H55ZM191 126V127H190ZM226 126V127H225ZM230 127H227V128H229V130H231L230 129ZM60 128V129H59ZM94 128H100V129H94ZM167 128V129H166ZM178 128V129H177ZM191 128V129H190ZM264 128V127H263ZM41 129V128H40ZM39 129V130H40ZM151 129V128H150ZM165 129V130H164ZM175 129V130H174ZM126 130H128V129H126ZM126 130H125V132H126ZM164 130V131H163ZM36 131V132H35ZM91 131H89V132H91ZM232 132L233 131H237L236 129H232L231 130ZM231 131H229V132H231ZM92 132H95V131H92ZM231 132V133H232ZM85 133V132H84ZM233 134V133H232ZM234 134H238V136H239V133L237 132V133H234ZM26 136V139L24 138ZM230 136V137H229ZM79 137V136H78ZM166 137H168V138H166ZM241 136H239V138H240ZM145 138V137H144ZM5 139H7V140H9V141H12L13 140V137H12V134L11 133H9L7 136H6V138ZM130 139V138H129ZM229 139V140H228ZM254 139V138H253ZM191 140H192V138H191ZM243 140V139H242ZM242 140H240V142L242 143L243 141ZM255 140V139H254ZM254 140H253V142H254ZM117 141V140H116ZM194 141V140H193ZM113 142H115V141H113ZM203 142H204V140H203ZM253 142L251 141V145L253 144ZM31 143V142H30ZM73 143V142H72ZM111 143V142H110ZM109 143V144H110ZM120 143V142H119ZM175 143H177V144H175ZM183 143H185V142H183ZM193 142L191 141V143H188V144H192ZM202 143V142H201ZM256 141H255V143L253 144V146H255L256 145ZM178 144V145H179ZM188 144H185V145H187L189 148L188 149H190V147H192L191 145L189 146ZM119 145V144H118ZM121 145V144H120ZM129 145V144H128ZM133 145V144H132ZM177 145V146H178ZM184 145V146H185ZM241 145V144H240ZM92 145L91 144H87V143H77L76 145H73V146H71V147H73V149H76V148H80V149H89V147H91ZM125 146H127V145H125ZM184 146H181V147H184ZM129 147V146H128ZM127 147V148H128ZM133 147V146H132ZM131 147V148H132ZM235 147V146H234ZM114 148V147H113ZM122 148H123V145H122ZM122 148H120V149H122ZM134 148V147H133ZM132 148V149H133ZM194 148V149H193ZM111 149H112V146H109L108 144L105 146V148L103 149V150H106V151H111ZM120 149H118V150H120ZM180 149V150H179ZM181 150H182V152H181ZM193 150L195 151L193 154H194V158H192L191 159V155H190V152H187V153H189V155H187V153L186 154H184L186 157H182L185 161H186V159H189L190 158V161L189 162H187V163H192V165L191 166H194L193 164H197L198 165V162L200 163L201 162V164H199L198 165V167L199 166H201L202 165V161H205V160H207V159H205L204 160V158L206 157H209L210 155L208 154V156L207 155H205V150H207V149H203V146H201V144L198 146V147H192V149L191 150H188V151H192L193 152ZM234 150V148L233 149H231V151H233ZM73 151L74 150H70L69 149V151H67V153H68V155H71L72 153H73ZM121 151V150H120ZM122 151H123V153L125 152L126 153V155L128 154L127 152L128 151H132V150H130V149H126V148H123L122 149ZM127 151V152H126ZM177 151H178V153H177ZM236 151V149L233 151V153ZM124 153V154H125ZM236 153V155L235 156H237V154H238V149H237V152H235ZM74 154V153H73ZM123 154V155H124ZM173 154V155H174ZM179 154V155H178ZM192 154V153H191ZM183 155V156H184ZM234 155H232V157H230V159H232L231 161H233L234 160V165H232V167L230 168V167H228V168H225V169H227L228 171L230 170V171H232V170H234V171H232L233 172V174L235 175L236 173H234L235 172V170L237 171L238 170V168L241 166V162L240 163H238L237 161L235 162V156ZM239 155L240 154H238V156L237 157H239ZM180 156V157H179ZM234 156V157H233ZM214 158V157H213ZM200 159H202V161H199ZM209 159V158H208ZM216 159V158H215ZM2 160H4V159H2ZM183 160V161H184ZM198 160V162H195V161H197ZM209 160H211V159H209ZM208 160V161H209ZM216 160H218V162H217V164H218V166H219V168H221V170L224 168V167H222L223 166V164H224V161L225 160H223V159H221V158H217ZM238 160V159H237ZM238 161H240V158H239V160ZM232 163V164H233ZM236 163V164H235ZM243 163V162H242ZM211 165H209V164H207V165H209V166H212L213 168H215V166H214V163H213V165H212V162L210 163ZM240 166H239V165ZM61 166V165H60ZM204 166V165H203ZM218 166H216V167H218ZM62 167V166H61ZM206 167V166H205ZM226 167V166H225ZM243 167V166H242ZM241 167V169H243ZM209 168V167H208ZM208 168H206V169H208ZM211 169V168H210ZM53 170V169H52ZM219 170V169H218ZM226 171V170H225ZM239 171H240V169H239ZM243 171V170H242ZM231 172V173H232ZM238 173V172H237ZM217 174V173H216ZM216 174H215V176H216ZM223 174V173H222ZM226 174V173H225ZM225 174H223V177L224 176H226ZM233 174H228V175H230V176H232ZM241 176H240V179L241 180H243L244 181V183L246 184L247 183V180H248V177H246L245 175H244V173H239ZM221 175V174H220ZM219 175V176H220ZM218 176V175H217ZM216 176V178H218ZM222 176V175H221ZM220 176V177H221ZM230 176H228V177H230ZM236 176V175H235ZM225 178H227V177H225ZM224 178V179H225ZM231 178V177H230ZM238 178H239V176H238ZM223 178H221V182H223V181H225V180H222ZM220 180V179H219ZM228 180H229V178H228ZM231 180H233V179H231ZM220 182V183H221ZM230 182V181H229ZM233 182V181H232ZM219 183V184H220ZM231 183V182H230ZM229 183V184H230ZM233 184V183H232ZM220 185H224V184H220ZM225 186H227V189L229 190H231V189H233V187L231 186V185H229L228 186V183L227 184H225ZM221 187V186H220ZM220 187H218V189L220 188ZM223 188V187H222ZM225 188V187H224ZM3 189V186H0V191ZM226 189V188H225ZM195 193H196V191H194ZM228 192H231V191H228ZM178 193V194H177ZM177 193H174V196L176 195V198H177V195H180L179 194V192H177ZM198 194V193H197ZM261 194H264V187H263V189L261 190V193H259V195H261ZM197 196V195H196ZM173 197V196H172ZM193 197V196H192ZM156 198V197H155ZM154 197L151 199L152 200V205H150V208H151V210H152V213H155L156 212V206H154V205H156L155 204V202H156V199H155ZM175 198V200H178V198L176 199ZM199 199V198H198ZM253 201L255 202V203H257L262 209H264V203H262V201L260 200V197H254L253 198ZM197 202H198V200H197ZM2 202L0 201V204H1ZM241 204V203H240ZM239 204V205H240ZM200 209V208H199ZM199 209L197 210L196 209V211H198L197 213H195L196 214V216H197V214H198V216H199V214L200 215H202V211L203 210H201V213H200V211H199ZM241 209V208H240ZM245 212H248L247 211V208H246V211ZM151 213V211H150V215L152 216L153 215V217H154V215L155 214H152ZM189 213V212H188ZM206 212L204 211V213L203 214H205ZM208 213V212H207ZM194 214V215H195ZM187 215H189V214H187ZM193 215V214H192ZM193 215V216H194ZM195 216V217H196ZM203 216H205V217H208V215L206 216V215H203ZM200 217H202V216H200ZM200 217H198V218H200ZM175 220L176 221H179L180 219H181V215H180V213H178V214H176L175 215ZM205 219V218H204ZM208 219H209V217H208ZM200 220V219H199ZM202 220V219H201ZM206 220V219H205ZM208 221V220H207ZM230 222H232V221H230ZM235 222V221H234ZM234 222H232L231 224H234ZM152 225V224H151ZM175 235L177 236V238H179V239H181V240H184L185 239V237H186V235H187V232H186V230L185 229H183V228H181V227H179L178 226V228H176V230H175ZM160 233H161V231H158V228H157V226H154V225H152V227H150V235H149V237H150V239L152 240V244H153V248H152V252L153 251H155L156 249H155V246H156V242H161L162 241V238H161V235H160ZM214 235H216V232H215V234ZM238 239V240H237ZM236 239V246H240V245H243V244H249V245H251V246H253V242H252V240H250V238H237ZM263 239H264V235H263ZM161 244V243H160ZM162 247H163V243H162V245H161ZM219 248H217L216 249V251L218 250ZM215 251V253H212V254H216V255H214L216 258H220L219 256H221L222 254H221V252H220V250H218L217 252ZM261 252H264V249H261V250H258V251H256V252H253L252 254H251V258H257V257H264V256H261L260 255V253ZM154 253V252H153ZM152 254V253H151ZM211 254V253H210ZM152 255H154V254H152ZM183 256H185V255H183ZM204 256V255H203ZM202 256V257H203ZM212 257H213V255H212ZM221 257H223V256H221ZM164 258H166V257H164ZM214 258V257H213ZM212 258V259H213ZM171 259V260H170ZM169 260H170V263L172 262V263H174V257L173 258H170ZM173 259V260H172ZM159 260V259H158ZM163 260V259H162ZM165 260V259H164ZM163 260V261H164ZM198 260H200V259H198ZM215 261H216V259H214ZM165 262V261H164ZM164 262H161V264H164ZM214 262V261H213ZM218 262V261H217ZM171 263V264H172ZM199 263H201V261L199 262ZM215 263V262H214ZM159 264V263H158ZM165 264H166V262H165ZM167 264H169V262H168V259H167ZM174 264H176V263H174Z\"/></svg>",
	"mask_w": 264,
	"mask_h": 264
},
{
	"label": "snow or ice",
	"instance_id": "3",
	"mask_svg": "<svg viewBox=\"0 0 264 264\" xmlns=\"http://www.w3.org/2000/svg\"><path fill=\"white\" fill-rule=\"evenodd\" d=\"M261 7H264V3L261 4ZM96 144L102 149L105 146L106 141H97ZM59 163L60 165H62V171L60 173L61 182H64L83 180L84 178H86L91 172L95 161L80 160L65 163L62 160ZM260 255L264 256V252H261Z\"/></svg>",
	"mask_w": 264,
	"mask_h": 264
}]
</instances>
